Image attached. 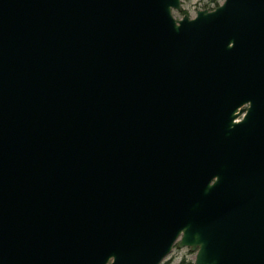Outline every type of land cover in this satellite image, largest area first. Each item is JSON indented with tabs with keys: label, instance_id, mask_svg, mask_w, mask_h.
Listing matches in <instances>:
<instances>
[{
	"label": "water",
	"instance_id": "obj_1",
	"mask_svg": "<svg viewBox=\"0 0 264 264\" xmlns=\"http://www.w3.org/2000/svg\"><path fill=\"white\" fill-rule=\"evenodd\" d=\"M0 0V264H264V0Z\"/></svg>",
	"mask_w": 264,
	"mask_h": 264
},
{
	"label": "rangeland",
	"instance_id": "obj_2",
	"mask_svg": "<svg viewBox=\"0 0 264 264\" xmlns=\"http://www.w3.org/2000/svg\"><path fill=\"white\" fill-rule=\"evenodd\" d=\"M224 0H182V8L180 11L175 10L174 16L177 19L183 18L184 15L194 17L198 10H213L223 3ZM218 4V5H217ZM196 252L189 248H179L175 244L172 252L164 259L161 264H195Z\"/></svg>",
	"mask_w": 264,
	"mask_h": 264
},
{
	"label": "trees",
	"instance_id": "obj_3",
	"mask_svg": "<svg viewBox=\"0 0 264 264\" xmlns=\"http://www.w3.org/2000/svg\"><path fill=\"white\" fill-rule=\"evenodd\" d=\"M212 1H214V0H212ZM218 5V4H217Z\"/></svg>",
	"mask_w": 264,
	"mask_h": 264
},
{
	"label": "bare ground",
	"instance_id": "obj_4",
	"mask_svg": "<svg viewBox=\"0 0 264 264\" xmlns=\"http://www.w3.org/2000/svg\"><path fill=\"white\" fill-rule=\"evenodd\" d=\"M164 261V260H163Z\"/></svg>",
	"mask_w": 264,
	"mask_h": 264
}]
</instances>
